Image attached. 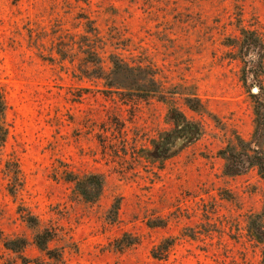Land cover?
Wrapping results in <instances>:
<instances>
[{
	"label": "rangeland",
	"instance_id": "374dc122",
	"mask_svg": "<svg viewBox=\"0 0 264 264\" xmlns=\"http://www.w3.org/2000/svg\"><path fill=\"white\" fill-rule=\"evenodd\" d=\"M242 30L264 43V0H0V264H264V179L218 154L264 102ZM90 175L96 201L70 180Z\"/></svg>",
	"mask_w": 264,
	"mask_h": 264
},
{
	"label": "trees",
	"instance_id": "16d2710c",
	"mask_svg": "<svg viewBox=\"0 0 264 264\" xmlns=\"http://www.w3.org/2000/svg\"><path fill=\"white\" fill-rule=\"evenodd\" d=\"M241 39L239 43L240 59L243 63L242 74L246 80L248 75L254 78L260 77L264 74V43L254 33L248 30H242ZM115 75L114 81L119 86H125L124 75L129 70L128 67L120 65L118 61H112ZM123 78V79H122ZM123 80V81H122ZM120 88V87H118ZM124 88V87H121ZM131 90L146 92L149 94H156V89H140L131 87ZM257 93H254L256 100L254 130L251 140L246 141L240 137H236L235 141L229 143L226 147L219 151V155L225 161L224 173L226 175L234 176L244 173L248 169L254 168L258 175L264 179V102L259 100V93L262 87L258 85ZM190 108L194 109L192 106ZM6 111L7 103L5 93L0 86V147L6 141L8 135V128L6 125ZM180 122V118L176 119ZM180 124V123H179ZM75 182L79 193L89 201H96L100 196L102 190V181L97 175H90L84 180L78 178L70 179ZM115 213L118 210L117 205H114ZM264 197H263V214L256 216L250 223V231L257 240L264 241ZM28 223H34L35 219L32 216L26 217ZM52 239V234L44 230L35 236L34 242L36 246L45 251L50 258L60 259L59 255L55 256L52 251L47 248V243ZM26 243L23 239H16L5 242V246L14 251H21Z\"/></svg>",
	"mask_w": 264,
	"mask_h": 264
},
{
	"label": "water",
	"instance_id": "95a60500",
	"mask_svg": "<svg viewBox=\"0 0 264 264\" xmlns=\"http://www.w3.org/2000/svg\"><path fill=\"white\" fill-rule=\"evenodd\" d=\"M254 91H257V89H256V88H254Z\"/></svg>",
	"mask_w": 264,
	"mask_h": 264
}]
</instances>
